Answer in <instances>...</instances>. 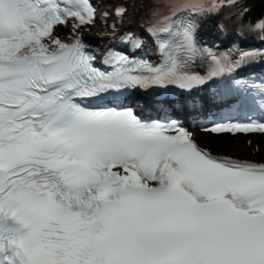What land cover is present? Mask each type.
<instances>
[{
	"label": "snow or ice",
	"instance_id": "6c2138e0",
	"mask_svg": "<svg viewBox=\"0 0 264 264\" xmlns=\"http://www.w3.org/2000/svg\"><path fill=\"white\" fill-rule=\"evenodd\" d=\"M225 7L239 39L264 43L246 0H170L145 30L157 62L134 55L144 38L127 31V53L106 48L98 65L81 31L96 23L91 0H0V264H264V162L213 155L179 120L146 122L125 103L264 58L199 39ZM231 84L238 104L264 112V81ZM203 130L264 133V119Z\"/></svg>",
	"mask_w": 264,
	"mask_h": 264
},
{
	"label": "bare ground",
	"instance_id": "6f19581e",
	"mask_svg": "<svg viewBox=\"0 0 264 264\" xmlns=\"http://www.w3.org/2000/svg\"><path fill=\"white\" fill-rule=\"evenodd\" d=\"M137 3V2H136ZM249 5L251 6L252 8V11L254 10H258L259 8L261 7H264V3L261 2V0H251L249 2ZM136 13V10H133L131 11V16H134ZM242 145V149L241 150H238V144H234V146H231V147H224L222 146V148L230 151V152H236V151H239L240 153H243V154H248L250 155L251 154V149L250 148H247L245 146V144H241ZM216 147H219L218 145H216ZM220 148V147H219Z\"/></svg>",
	"mask_w": 264,
	"mask_h": 264
}]
</instances>
